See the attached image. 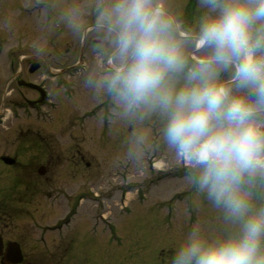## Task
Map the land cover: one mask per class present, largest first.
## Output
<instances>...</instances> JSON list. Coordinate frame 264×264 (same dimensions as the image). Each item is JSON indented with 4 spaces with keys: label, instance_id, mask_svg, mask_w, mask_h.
Wrapping results in <instances>:
<instances>
[{
    "label": "rangeland",
    "instance_id": "1",
    "mask_svg": "<svg viewBox=\"0 0 264 264\" xmlns=\"http://www.w3.org/2000/svg\"><path fill=\"white\" fill-rule=\"evenodd\" d=\"M183 1L185 0H157L154 5L162 7L163 12L172 19L177 18L184 8ZM56 2L57 0H40L33 11L37 16L51 11L54 21L47 22L45 16L39 19L30 17L27 12L26 15L21 13L19 4L29 5L31 0H0V107L6 97L17 105L23 93L29 97L33 95L31 90L20 87L12 80L14 73L18 70L20 74L21 70L23 77L44 81L45 84L47 82L50 92L58 94V99L61 100L56 121L40 124L43 126V135L49 139L59 137L61 144L70 141V132L73 135L69 147L72 150H68L67 160L64 159L61 163L53 160L48 177H40L38 172L32 171L37 164H45L42 158L30 161L31 167L27 164L20 173L18 169L0 165V202L6 199L12 201L10 206L16 209L13 216L3 217L0 213V233L8 231L7 238L10 240H25L24 247L29 260L25 264H170L173 250L193 226H199L209 238L237 227L225 218L223 209L210 201L206 193L189 177H176L175 174H180V162L172 147L167 150L160 164V167L167 169L165 175L164 171L148 168L150 162H144L148 154L143 152L149 151L151 155L157 149L159 156L165 153L162 141L166 115L159 109L138 105L140 110L138 108L134 115H122L115 137H107L102 142H98L95 135L100 129L96 121L87 119L81 123L79 117L82 113H74L70 119L67 117L71 129L68 125L63 128V118L69 111H84L89 104L98 100L103 88L99 84L103 78L94 80L92 84L89 77H76L79 89L73 100H65L61 95L64 88L55 86L48 67L63 68L77 61L82 40L85 41V36L80 31L86 22L82 13L87 5H93L92 2L97 0L74 1L70 6L72 12L64 10ZM118 3L120 0L111 1L106 14L111 15L114 5ZM201 8L196 6L198 19L202 13ZM118 19H115L118 29L109 42L111 55L115 63L121 66L125 58L120 51ZM172 21L177 33L176 22L173 19ZM59 31L65 32L58 34ZM184 32L187 35L186 41L190 42L187 45L190 49H195L196 25ZM93 37L94 35H88L85 44L92 43ZM186 51L189 61H193L187 47ZM195 52L199 57L203 54L201 48L195 49ZM92 55L98 59L102 56L99 48H96L95 54L93 52ZM34 62H41L44 68L30 76L29 69ZM95 62L97 63V60ZM22 69L25 71L22 72ZM74 95L75 92L72 96ZM47 107L53 110V113L56 112V108L50 106V103ZM5 118V123L0 121V156L10 158L17 151H21L19 146L22 144H32V127L39 123H36L38 119L32 109L26 112L20 110L18 118L10 111ZM82 124L84 126L77 127ZM78 135L85 136L86 142L79 144ZM165 144L167 148L166 139ZM75 148H80V152L84 154L83 161L78 155L71 160L70 153L74 154ZM22 152L26 154L25 151ZM128 155L136 160L133 167L126 165L128 161L124 157ZM117 156L122 158L120 163ZM172 156L174 160H171ZM16 172L17 177L14 175ZM20 174L23 176H19ZM124 176L125 180L122 178ZM23 179L28 182L40 179L39 192L28 198L31 200L26 205L13 203L15 196L21 199L26 197V194L12 187L6 188L9 183L12 186ZM123 181L129 184L124 185ZM117 183L121 187L116 185ZM82 191H89V195L99 192L103 201L98 203L96 198L89 196L82 206H76L77 197ZM179 191H187L184 201L178 199L181 197V194L177 193ZM28 199L22 198L24 201ZM124 201L130 202L126 210L121 209ZM253 202L257 205L264 204V186L254 189ZM73 203L76 214L71 217V230L68 231V225L63 224L62 232L65 234H59L60 231L54 227L51 231L46 230L57 220L61 223ZM168 213L173 216H167ZM22 229L32 230L34 233L26 239L21 235ZM42 233H46V240L40 239ZM53 240L56 241L55 245ZM66 244V255L54 251L56 254L49 256V248L56 245L65 247Z\"/></svg>",
    "mask_w": 264,
    "mask_h": 264
},
{
    "label": "clouds",
    "instance_id": "2",
    "mask_svg": "<svg viewBox=\"0 0 264 264\" xmlns=\"http://www.w3.org/2000/svg\"><path fill=\"white\" fill-rule=\"evenodd\" d=\"M196 45L188 43L153 0H120V51L125 66L109 89L129 108L166 115L164 137L194 162L192 182L237 225L209 238L193 226L170 264H264V0H199ZM226 73V76H222Z\"/></svg>",
    "mask_w": 264,
    "mask_h": 264
},
{
    "label": "flooded vegetation",
    "instance_id": "3",
    "mask_svg": "<svg viewBox=\"0 0 264 264\" xmlns=\"http://www.w3.org/2000/svg\"><path fill=\"white\" fill-rule=\"evenodd\" d=\"M66 0H64L65 3ZM111 1L113 0H97V2H92L93 5L89 4L87 5V7H85V11L82 13V18L83 20H85L86 24L84 26L83 32L86 31L87 29V34L90 35H94L93 37V42L89 44H87L88 42H86L85 46L88 50L87 55H84L82 58H78L76 62H80L82 63L84 66V73L81 76H77L80 74H66V73H59L56 74V77L54 78L55 81V86L64 88L63 92L61 91V95L62 97H64L65 100H73L74 97L76 98V95L78 93V89H79V82L76 80V78H73L74 76L77 77H89L90 81L92 82V84H94V80L99 81V79L102 77V83H100V87H103L100 91V95L98 100H96L95 102H93V104H89L87 106V108H85L84 111L80 110L78 111L76 109V111H72L70 113H68V115L64 116V125L63 128L66 127L68 125L69 129H71V125L69 122H67L68 120L67 117H69V119L72 117V114L75 113H82L80 115L79 118L81 123H84L85 120L90 119L91 122H95L96 124L100 127L99 132H97L96 138L98 140V142H102L104 139H107V137L105 136L106 134H108V138H114L115 137V133H117V128L119 126V124L121 123V116H120V104H121V98L118 97L114 92H112L109 89V82L113 76V74L115 73V71L117 69H120V65L115 63L114 58L112 57V53L110 50V40L115 36V32L117 31V22H115V19L119 18V12L118 10L114 9L117 8V4L114 5L113 7V12L112 14L108 15L106 14L107 10L109 9V7L111 6ZM192 0H188L185 3V8L183 10V12H181L178 16L179 19L183 22L182 25L183 27H189V30L193 28V26L196 25V22L198 19L196 17V6L195 8H192V6L194 5V3L191 2ZM96 3H98L99 5H95ZM204 11V9H202V12ZM202 14V13H201ZM186 25V26H185ZM195 36V35H194ZM193 36V37H194ZM187 37V35L185 36ZM197 35L195 37V41L197 40ZM88 41V40H87ZM188 42V41H187ZM190 43V42H188ZM187 43V44H188ZM101 46V47H100ZM96 48H99V51H101L102 56L98 59L96 57H93V52L95 54V50ZM95 60H97V63L95 62ZM75 62V63H76ZM96 64V65H95ZM39 67H37L36 71H29V75H34L35 73H37L39 71V69L43 68V64L41 62H38ZM72 65V64H71ZM100 65V66H99ZM51 67V66H49ZM38 70V71H37ZM25 69H22V72H24ZM68 75V76H66ZM222 76H226V73H222ZM23 77V75H21V72L19 74V76L16 78L17 83L19 79H25L27 78V80H32V81H36L38 83L41 84L42 81L37 80V79H32V78H28V77ZM19 84V83H18ZM42 86H44V88H46L47 93L46 95H42L40 89L37 88H30L27 87L29 90L32 91L33 96L32 97H28L26 95V93H23L22 95V106L24 107V103L27 102L28 104H31L30 102H34V108L36 110V114L38 116V121L36 123H39L35 126L32 127V131H33V141L31 142V145L26 144V146H23V144L21 146H19V149L21 151H17V153L14 156H11L8 161H4L3 157L4 155L0 156V165H4L5 167H12L13 169L19 171H24V168H26V165L28 164L29 167L30 166V161H37L40 160L41 158L44 159L45 164L42 165H38L35 166L34 169H32V171L34 172H38L40 174V177H48L49 176V168L51 167L52 161L56 160L58 161V163H61L64 159L67 160V155H68V150H72V148L69 149L71 143V140L73 139V135L70 132V136L68 138V140H70L68 143L66 144H61V140L60 138H46L43 135L42 132V128L43 126H41V123H46L45 121H41L40 119V115L41 113H39V111L41 110L42 107H47V105H49L52 107L56 108V112L53 113V110H49L50 111V121H48L49 123H53L54 121H56L57 119V111L60 110L61 108V100L58 99V94H56L55 92H50V87L49 84L46 82L41 84ZM20 87L24 88L26 86L24 85H20ZM53 86V87H55ZM75 90V91H73ZM73 92H75V95H73ZM55 93V94H54ZM50 99V100H49ZM49 102V103H48ZM6 103V102H5ZM7 104V103H6ZM48 108V107H47ZM25 110V108H24ZM130 115V114H129ZM70 121V120H69ZM79 121V120H78ZM50 123V124H51ZM84 126L82 125H78L77 127H81ZM95 127H92V129H94ZM109 130H111L109 132ZM80 137L79 140V144L85 143V136H81L78 135ZM94 136V135H93ZM75 137H77V135H75ZM75 141V139H74ZM23 149V150H22ZM28 150V151H26ZM76 151H74V154L70 153V157L71 160L75 158L76 155L84 158V154H82L80 152V148L76 149ZM22 151H25L26 154H24ZM24 157V158H22ZM83 161V160H82ZM34 163V162H32ZM76 164L79 165V163L76 161ZM88 164V163H87ZM15 167V168H14ZM29 171V168H27ZM17 177V172L14 174ZM19 176H23V174H20ZM25 180V179H23ZM21 181L19 183L16 184H12V186L10 185V183L6 186V188H13L17 191L21 190L22 194H26L24 196L26 197H21V199H19L18 196H15L13 199V203H23L26 205L29 204L31 199V197H34L36 193L39 192L40 189V179L38 180H33V182H28L27 180ZM22 187L24 190H22ZM30 194H32L31 196H29ZM22 198H27L28 201H24L22 200ZM9 199V198H8ZM11 202L9 200H5V201H1L0 202V213L3 215V217L6 216H13L14 211L16 210L15 208L11 207ZM12 203V204H13ZM0 214V216H2ZM56 224V223H55ZM51 225V228H48L46 230H50L54 227L56 230L57 229H61L62 225H57L55 226ZM40 225V224H39ZM6 232H2L0 233L3 238H4V242L5 244L8 243L9 241H11L9 238H7V233ZM34 233V231L32 230H21V235L24 238H28L30 237V235ZM42 240H46V233H42V237L40 238ZM16 240V239H15ZM20 243L22 250H23V254H24V261H22V263L20 264H25L27 262H29V260L27 259L28 254L25 250L24 244L26 243L25 240L23 238H20L18 240H16ZM54 244L56 243L55 240ZM54 251H58L60 255H66L67 251H68V244H66L65 247H62L61 245H56L53 246V248H49V256L51 255H55L56 253Z\"/></svg>",
    "mask_w": 264,
    "mask_h": 264
},
{
    "label": "water",
    "instance_id": "4",
    "mask_svg": "<svg viewBox=\"0 0 264 264\" xmlns=\"http://www.w3.org/2000/svg\"><path fill=\"white\" fill-rule=\"evenodd\" d=\"M19 260V258H17V259H15V260H13L14 262H17Z\"/></svg>",
    "mask_w": 264,
    "mask_h": 264
}]
</instances>
